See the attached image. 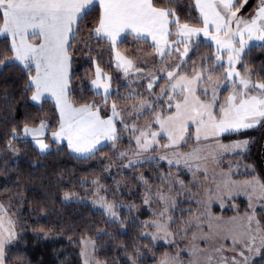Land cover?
<instances>
[{"label": "rangeland", "instance_id": "1", "mask_svg": "<svg viewBox=\"0 0 264 264\" xmlns=\"http://www.w3.org/2000/svg\"><path fill=\"white\" fill-rule=\"evenodd\" d=\"M259 6L260 0L252 15L245 12V7H241L237 16L248 21L255 16ZM233 25L235 29V24ZM2 37L0 36V39ZM133 39L129 49L114 48L112 74L101 68L104 75L110 78V81H106L110 83V94L106 100L103 90L95 89L91 83L96 79L97 67L90 76L92 89L104 96V99L96 104L101 114L112 116L111 106L116 105V111L119 113V117L115 119L118 138L111 144L112 151L105 155L107 163L103 175L95 178L92 183L95 186L93 197L88 199L79 194H72L67 196V200L90 201L97 210L103 211L113 220H119L122 211L136 214L141 208L129 199L130 192L136 187V180L143 185L142 205L151 213L148 218L142 220L137 218L143 234L151 238L154 244L162 242L170 248L155 264H220L222 256L228 259V264H231L232 258L243 264L245 256L249 258L250 264H258L257 260L263 249L256 254L249 252L246 246L251 243L252 237H255L253 247H258L261 238L264 237V200L259 199L262 192L260 185L264 184V181L259 176L256 166L244 157L250 150L253 139L240 134L259 127L262 122L253 128L210 136L208 139H205L202 133L199 140L196 138V125L189 122L184 139L177 145L165 147L170 141L155 119L158 116L165 118L173 115L175 102L180 101L184 95L178 90L173 93L166 78L168 71L174 72L177 76H187L189 79L197 73H202L205 80L199 84L197 95L202 101L211 102L210 93L213 86L228 83L224 79L227 51L221 50L218 53L214 41L203 36H194L187 45L189 51L185 57L183 50L186 45L175 43L181 39L176 34L170 36V46L163 48L167 54L162 57L158 54L157 48L149 42ZM205 42L215 48V54L210 57L206 53V58L199 54L197 58L190 59L189 55L195 49L201 48ZM256 44H264V41H249L244 52ZM235 46L238 48L239 44ZM244 52L241 53L240 62L235 65L236 70L252 84L264 83L261 80H254L243 67ZM217 55L222 57L223 67L218 66L214 59ZM4 61L14 60L6 58ZM124 61H130L132 65L127 73L123 67H117L118 62L123 64ZM181 64L182 67L177 70L175 66ZM2 66L0 65V68ZM31 68L35 71L33 65ZM209 76L212 83L206 82ZM114 80L118 83L117 88L112 85ZM150 82H153L151 90L148 88ZM165 88L167 94L161 91ZM204 88L209 89L208 96L202 94ZM232 90L231 86L218 89L220 104L224 103ZM113 91L116 94L111 97ZM169 96L173 99L171 107L167 104ZM215 111L218 112V109ZM43 123L47 127L42 130L43 134L39 139L48 145L45 151L40 150L31 134L24 135L32 140L40 152L46 153L52 149V145L46 138L49 126ZM125 124L129 128L134 126L137 131L126 129ZM40 125L28 128L38 129ZM149 126L152 132L160 135L155 138L152 147L145 151L142 145H137L136 140L140 137L141 131H149ZM148 139L152 140V137L149 136ZM51 140L56 141L53 133ZM244 142H246L244 147H233ZM261 159L264 166V142ZM170 160L173 163L170 164ZM162 164H165V169L162 168ZM145 169H152L154 172L148 176ZM240 198L245 199V203H242ZM102 205L112 206L114 215L105 211ZM0 206H3L0 217L4 218V227L7 228L6 225L10 221L11 230L15 233L14 239L10 242L12 243L20 235L19 207L9 199L0 201ZM250 216L254 217L251 223L248 220ZM154 223L162 225L167 235L152 226ZM241 252L244 256L240 255ZM80 254L83 264L85 261L88 264H105L97 255L96 241L90 237L80 240Z\"/></svg>", "mask_w": 264, "mask_h": 264}, {"label": "trees", "instance_id": "2", "mask_svg": "<svg viewBox=\"0 0 264 264\" xmlns=\"http://www.w3.org/2000/svg\"><path fill=\"white\" fill-rule=\"evenodd\" d=\"M258 2L238 0L236 7L240 9L243 4L245 12L252 15ZM153 3L158 8L173 9L181 24H203L194 0H153ZM100 11L99 5L94 6L79 23L75 39L70 40L69 97L76 106L96 105L104 99L90 86V76L97 66L112 74L114 48L129 49L134 40L128 36L113 46L106 39L97 37L93 30L98 26ZM171 33V37L176 35L175 25H172ZM9 48V38L2 37L0 61L12 58ZM214 49L205 42L189 58L195 59L199 54L206 58V53L212 57ZM242 65L254 80L264 82V44L250 46L243 54ZM34 72L33 68L26 69L16 61L0 68V201L9 199L17 204L20 215V235L7 246L5 263L83 264L80 240L90 237L96 241L97 255L105 264H155L170 248L162 242L154 244L143 234L138 219L148 218L151 213L142 205L143 185L140 182L134 179L136 187L129 196L140 210L136 214L122 211L119 220L97 210L90 201L67 200L72 194L88 199L93 197L95 186L92 183L103 175L107 163L105 155L112 151V143L90 156L78 157L66 144L52 141V133L59 129L60 116L52 100L43 99L39 103L31 100L35 88L30 83V76ZM112 85L117 88V81L114 80ZM115 94L113 91L111 97ZM43 122L49 126L46 138L52 145L46 153L40 152L24 135L26 126L37 127ZM240 135L253 139L244 157L256 166L264 181L261 159L264 122ZM162 168H166L165 164ZM145 172L150 176L154 170L145 169ZM240 201L245 203L243 198ZM257 262L264 264V249Z\"/></svg>", "mask_w": 264, "mask_h": 264}, {"label": "snow or ice", "instance_id": "3", "mask_svg": "<svg viewBox=\"0 0 264 264\" xmlns=\"http://www.w3.org/2000/svg\"><path fill=\"white\" fill-rule=\"evenodd\" d=\"M237 3L238 0H196L195 6L199 9L204 24L201 29L191 27L187 23L181 24L173 9L157 8L153 0H0V36L10 39L9 50L13 53L12 60L29 70L32 65L35 67V76H30V83L35 88L31 100L39 102L46 93L54 98L60 113V124L58 131L53 133V138L66 139L68 147L74 152L87 154L97 150L101 139L118 138L114 121L119 117L115 104L111 106L112 116L102 119L98 106L92 104L74 108L68 99L70 40L75 39L79 31V23L94 6L98 4L101 11L98 26L93 32L97 37L106 38L113 46L122 33L130 29L138 37L145 34L151 36L158 54L163 57L167 53L162 45L167 46V38L172 35L169 28L175 25L176 34L181 37L175 43L186 45L183 50V56L186 57L189 42L194 36L203 32L205 37L215 42L218 53L221 50H226L228 53L227 69L224 74V79L228 83L214 85L210 93L211 102L206 103L197 95L199 84L205 80L202 73H197L189 79L187 76H177L172 71L167 72L166 78L173 93L177 90L184 93L182 99L175 102L173 115L155 118L161 131L167 134L170 141L165 147H170L184 139L189 122L196 125L197 140L201 138L202 133L204 138L208 139L210 136L253 128L264 122V83H250L249 79L242 77L235 68L249 41H264V0H260L255 16L248 21L237 16L239 11L236 7ZM244 3H247V0H244ZM240 7H243V4H240ZM233 23L235 29L232 27ZM210 25L214 26L215 34H210ZM30 36L40 37V41L30 43ZM237 43L238 48L235 46ZM117 59L120 60L119 54ZM214 59L218 66L223 67L220 55ZM7 63L8 61H0V65ZM117 67H123L124 72L127 73L132 65L130 61H124L123 64L118 62ZM175 67L178 70L182 64ZM106 81H110V78L106 77L97 66L96 79L91 83L95 89L103 90L105 100L110 94V83ZM206 82L212 83L210 76ZM152 86L153 82H150L149 90ZM229 86L233 90L224 103L220 104L218 89ZM161 91L167 94V88ZM254 92L258 94H253ZM202 94L208 96L209 89H202ZM167 104L169 107L173 104L171 96ZM215 109H218V112ZM45 127L47 126L41 123L38 129H29L27 126L24 128L25 135L31 134L41 151H45L48 147L39 139ZM124 127L133 132L137 131L134 126L129 128L125 124ZM159 135L160 133L152 132L149 126V131H141L136 143L142 145L143 150L146 151L152 147L155 138ZM149 136L152 140L148 139ZM245 145L246 142L238 143L233 147L241 148ZM169 163L173 161L170 160ZM260 187L262 192L259 199L264 200V184ZM102 207L110 215H114L112 206L102 205ZM2 210L3 206H0V211ZM163 215L164 212L161 213L162 217ZM253 219V216L248 217L250 223ZM152 226L167 235L162 225L154 223ZM259 231L258 227L257 232ZM5 232L7 235H4ZM14 236L11 222L9 221V227L5 228L4 218L0 217V264H4L5 248ZM254 243L255 237H252L251 243L246 247L249 252L259 254L264 249V237L261 238L258 247H253ZM240 255L244 256L243 252ZM85 264L88 262L85 261ZM220 264H228V259L222 256ZM231 264H239V262L232 258ZM243 264H250L248 257H244Z\"/></svg>", "mask_w": 264, "mask_h": 264}, {"label": "crops", "instance_id": "4", "mask_svg": "<svg viewBox=\"0 0 264 264\" xmlns=\"http://www.w3.org/2000/svg\"><path fill=\"white\" fill-rule=\"evenodd\" d=\"M195 1V3H196V0H194ZM154 4V3H153ZM98 5V4H97ZM237 5V4H236ZM155 6V5H154ZM156 7V6H155ZM158 8V7H157ZM197 8V7H196ZM197 10H198V12H199V14H200V11H199V9L197 8ZM201 16V15H200ZM202 18V17H201ZM170 19H171V17H170ZM203 21V20H202ZM189 26H191V27H195V28H203L204 27V24H202L201 26H192V25H189ZM232 26H234V25H232ZM171 28H172V25L170 26V28H169V31L171 32ZM209 31H210V34H215V29H214V26H209ZM128 36H130V37H132V38H136V39H139V40H144V41H147V42H149L152 46H154V47H156L155 46V43H154V41L152 40V38H151V36H147L146 34L144 35V36H142V37H138L135 33H133L130 29H128V30H125V32L124 33H122V35H121V37L118 39V41H117V43L115 44V46H117L122 40H124L126 37H128ZM197 36H203V37H205L204 36V34H203V32H201L200 34H198ZM207 38V37H206ZM104 39H106V38H104ZM168 44H167V46H164V45H162V47L163 48H168L169 46H170V36H168ZM107 40V39H106ZM40 41V37H35V38H33V37H29V42L30 43H38ZM108 41V40H107ZM109 42V41H108ZM110 43V42H109ZM68 55H69V57H70V69H69V89H70V83H71V74H72V62H71V56H70V54H69V48H68ZM34 66V65H33ZM35 72H34V75L33 76H35ZM69 92H70V90H69ZM69 92H68V99H69V101H70V97H69ZM45 98H49V99H51V100H53L54 102H55V100H54V98H51V96H50V94H45L44 95V97H42L41 99H45ZM70 103L72 104V106L74 107V108H80V107H83V106H86V105H82V106H76V105H74L71 101H70ZM58 109V108H57ZM95 110V109H94ZM58 112H59V109H58ZM59 115H60V113H59ZM100 116H101V118L102 119H107V118H109V117H111V116H107V115H102L101 114V112H100ZM114 123H115V121H114ZM115 127L117 128V125H116V123H115ZM118 130V129H117ZM58 131V130H57ZM117 134H118V131H117ZM56 140V139H55ZM56 142H58V143H64V144H66L67 146H68V144H67V140L66 139H60V140H56ZM113 142H115V140H104V139H101V142H100V144L99 145H97V150L98 149H100V148H102L103 146H105V145H107V144H110V143H113ZM69 148V147H68ZM70 149V148H69ZM97 150H95V151H93L92 153H87V154H80V153H77V152H74L72 149H70V151L75 155V156H78V157H87V156H90V155H92L93 153H95ZM7 226V228L9 227V224H7L6 225Z\"/></svg>", "mask_w": 264, "mask_h": 264}]
</instances>
